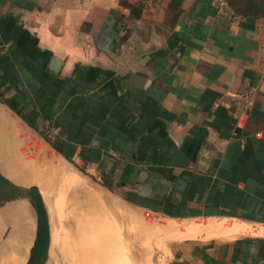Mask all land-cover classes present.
Returning a JSON list of instances; mask_svg holds the SVG:
<instances>
[{"label":"crops","instance_id":"0c3cea01","mask_svg":"<svg viewBox=\"0 0 264 264\" xmlns=\"http://www.w3.org/2000/svg\"><path fill=\"white\" fill-rule=\"evenodd\" d=\"M0 94L127 205L233 224L175 231L171 264H264V18L230 34L210 0H0Z\"/></svg>","mask_w":264,"mask_h":264},{"label":"rangeland","instance_id":"374dc122","mask_svg":"<svg viewBox=\"0 0 264 264\" xmlns=\"http://www.w3.org/2000/svg\"><path fill=\"white\" fill-rule=\"evenodd\" d=\"M10 116L19 121L35 154L33 157L31 150L25 148L30 162L31 182L21 184L11 181L24 187L32 185L43 197L51 234L48 264H171L176 259L175 251L179 250V246L173 242L176 239L174 232L178 225L190 222L166 221L127 205L103 186L108 181L98 176L94 166H86L79 160L68 163L52 151L46 142L48 138L54 141L56 129L47 131L45 125L41 126L39 129L44 130L45 135V138L41 136L45 141L42 142L15 114L10 113ZM43 149L51 159L55 158L65 165V169L67 167L76 174L77 183L74 175L73 178L72 174L68 177L67 174L62 175V166L59 170L41 159ZM88 167L93 176L86 173ZM65 172L69 173L67 169ZM77 177H80L79 181ZM105 196L111 203L107 200L103 204L102 197ZM114 202L122 212L123 209L133 212L132 220L110 209ZM26 206L29 207V204L26 203ZM29 211V221L15 230L12 239L13 227L10 223H4L0 230V244L9 242L0 249V264H24L31 244L39 243L36 202L31 203ZM8 228L10 230L6 234Z\"/></svg>","mask_w":264,"mask_h":264},{"label":"bare ground","instance_id":"6f19581e","mask_svg":"<svg viewBox=\"0 0 264 264\" xmlns=\"http://www.w3.org/2000/svg\"><path fill=\"white\" fill-rule=\"evenodd\" d=\"M25 134L26 133L21 127L19 121H17L14 117L10 116V113L7 112L5 109L0 110V168H1L0 170H2L3 175H5L10 180L16 181L21 184L31 182V173L29 170L30 162H29V158H28L27 151L25 148L27 147L28 149H30L33 157H35V154L33 153V147L29 146L28 144L29 138H27ZM37 158H39V155H37ZM41 159H43L46 162H49L47 164L51 163L50 166L53 164L52 165L53 167L54 166L58 167L59 170L61 168H64V170L62 169L61 171L62 175L64 176L67 174V177H68V174L69 176H71L72 174L71 177L73 178L74 173H71L70 172L71 170L69 171L67 167L66 169L69 173L65 172L66 170L65 165H63L61 162H58L53 157L51 159L50 154L44 149L42 150ZM75 175H74V178L77 183ZM77 179L79 181L80 177L79 178L77 177ZM67 180H70V179H67ZM31 187L33 186L32 185L27 186V188H31ZM107 200H108L107 197L106 198L102 197L103 204L104 203L106 204ZM26 203L28 202L25 200L23 202H17L16 204L10 205L7 209L0 211V230L3 228L4 223H10L13 227L11 239L15 233V230L18 229V227L22 228L23 226H25L27 221H29V218H30L29 207L31 204L28 203L29 204V207H28L26 206ZM109 208L112 209L114 212H119V213L121 212L120 215L127 220H129L134 215L133 212L127 211L125 209H123L124 211L122 212L121 207H119L115 202L113 203V206L110 205ZM231 226L228 223H224L222 225L217 224V223H205V222L204 223L203 222L187 223L184 225L181 224L180 226L178 225L177 228L175 227L176 228L175 231L179 230V231L184 232L183 233L184 235L182 237H192V236H195V234H197L198 232H214V231H218V229L219 231H223V232L233 230V224ZM236 228L237 227H235L234 230H240L239 228L238 229ZM8 243H5V244H8ZM5 244H0V249Z\"/></svg>","mask_w":264,"mask_h":264},{"label":"water","instance_id":"95a60500","mask_svg":"<svg viewBox=\"0 0 264 264\" xmlns=\"http://www.w3.org/2000/svg\"><path fill=\"white\" fill-rule=\"evenodd\" d=\"M59 66L60 61L57 58H52L50 67L53 73H56L58 71ZM2 109H5L9 113L15 114L19 118L21 123H23L28 129L32 130V128H30V126L26 124L25 121H23L7 106L5 100L0 94V110ZM67 162L70 163V161L68 160ZM22 200H25L30 204L32 202H36L37 228L39 230V243L31 244L24 264H48L51 247V234L49 229L48 213L44 205L43 197L36 189V187L33 186L31 188H27L14 184L5 175H3L2 170H0V210L5 209L7 206L16 204L17 202ZM9 230L10 229L8 228L6 234L9 233Z\"/></svg>","mask_w":264,"mask_h":264},{"label":"built area","instance_id":"2783aa9c","mask_svg":"<svg viewBox=\"0 0 264 264\" xmlns=\"http://www.w3.org/2000/svg\"><path fill=\"white\" fill-rule=\"evenodd\" d=\"M151 1H160V0H151ZM211 5L215 11V18L223 21L227 27L228 32L231 34L233 28L237 26L242 19L239 15L235 14L227 5L224 0H210ZM250 92H240L234 96L235 106L244 111L248 107Z\"/></svg>","mask_w":264,"mask_h":264},{"label":"trees","instance_id":"16d2710c","mask_svg":"<svg viewBox=\"0 0 264 264\" xmlns=\"http://www.w3.org/2000/svg\"><path fill=\"white\" fill-rule=\"evenodd\" d=\"M224 1L227 3L229 8L235 14L239 15L241 18H254V19L264 18V0H224ZM6 104L14 113H16L30 127H33L32 124L27 122V119L25 118V116L20 114V112L15 107L10 105L8 102H6ZM56 151L59 152L58 150ZM103 186L106 187L107 189L110 188L108 184H103Z\"/></svg>","mask_w":264,"mask_h":264}]
</instances>
